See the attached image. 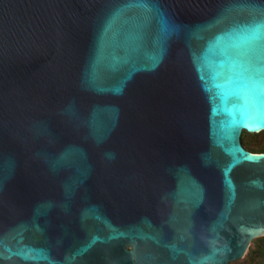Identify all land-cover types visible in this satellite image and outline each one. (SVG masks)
<instances>
[{
    "label": "water",
    "instance_id": "obj_1",
    "mask_svg": "<svg viewBox=\"0 0 264 264\" xmlns=\"http://www.w3.org/2000/svg\"><path fill=\"white\" fill-rule=\"evenodd\" d=\"M253 32L264 0H0V264L241 258L264 125L225 80Z\"/></svg>",
    "mask_w": 264,
    "mask_h": 264
},
{
    "label": "snow or ice",
    "instance_id": "obj_2",
    "mask_svg": "<svg viewBox=\"0 0 264 264\" xmlns=\"http://www.w3.org/2000/svg\"><path fill=\"white\" fill-rule=\"evenodd\" d=\"M255 32L243 45H237L235 56H229L228 76L225 86L231 95L240 100V123L255 127L264 125V50L257 49L253 41ZM231 153L244 159H258L243 153L234 146Z\"/></svg>",
    "mask_w": 264,
    "mask_h": 264
},
{
    "label": "rangeland",
    "instance_id": "obj_3",
    "mask_svg": "<svg viewBox=\"0 0 264 264\" xmlns=\"http://www.w3.org/2000/svg\"><path fill=\"white\" fill-rule=\"evenodd\" d=\"M243 139H244V141L246 143H249L252 146H255V147H261L262 146V147H264V131H262V132H260V133H258L256 135H251V136L245 134L243 136ZM255 239H256V237L253 238L250 241L249 246H248L247 250L245 251L244 255L241 258H239L238 260L236 259L237 261L232 262L231 264L244 263V261H246V260H249L251 263H254L256 261H264V255H262L261 253H257V251H256V249L259 247V243ZM249 250L252 252L251 256H253L251 258V260L247 256V253H248Z\"/></svg>",
    "mask_w": 264,
    "mask_h": 264
},
{
    "label": "trees",
    "instance_id": "obj_4",
    "mask_svg": "<svg viewBox=\"0 0 264 264\" xmlns=\"http://www.w3.org/2000/svg\"><path fill=\"white\" fill-rule=\"evenodd\" d=\"M262 131H264V130H262ZM262 131H259V132H256V133H251V132H247V131H242V133H241V136H242V137H240L242 145H243L246 149H248V150H250V151H253V152H264V147H262V146H261V147H255V146H252V145H250L249 143H246V142L244 141V139H243V136H244L245 134L251 136V135H256V134H258V133H260V132H262ZM255 240L258 241V243H259V247L256 249L257 253H261L262 255H264V235L259 236V237H256ZM251 255H252V252L249 250L248 253H247V256H248V258H250V260H251V258L253 257V256H251ZM237 260H238V259H237ZM237 260L230 261L228 264H231L232 262H235V261H237ZM240 264H264V261H256V262H254V263H251L249 260H246V261H244V263H240Z\"/></svg>",
    "mask_w": 264,
    "mask_h": 264
}]
</instances>
